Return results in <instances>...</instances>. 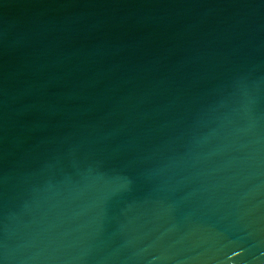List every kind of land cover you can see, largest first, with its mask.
I'll return each instance as SVG.
<instances>
[{
	"label": "water",
	"instance_id": "95a60500",
	"mask_svg": "<svg viewBox=\"0 0 264 264\" xmlns=\"http://www.w3.org/2000/svg\"><path fill=\"white\" fill-rule=\"evenodd\" d=\"M0 264H264V0H0Z\"/></svg>",
	"mask_w": 264,
	"mask_h": 264
}]
</instances>
